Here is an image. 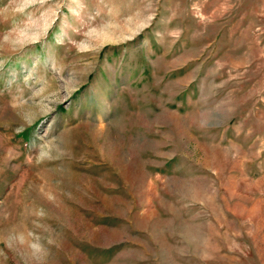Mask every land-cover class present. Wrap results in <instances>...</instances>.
I'll use <instances>...</instances> for the list:
<instances>
[{"label": "rangeland", "instance_id": "rangeland-1", "mask_svg": "<svg viewBox=\"0 0 264 264\" xmlns=\"http://www.w3.org/2000/svg\"><path fill=\"white\" fill-rule=\"evenodd\" d=\"M0 264H264V0H0Z\"/></svg>", "mask_w": 264, "mask_h": 264}]
</instances>
